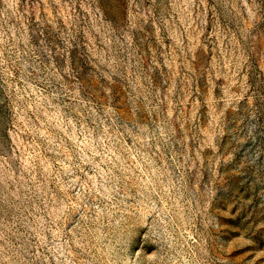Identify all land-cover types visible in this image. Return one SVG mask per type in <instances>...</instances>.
Here are the masks:
<instances>
[{"label": "rangeland", "instance_id": "rangeland-1", "mask_svg": "<svg viewBox=\"0 0 264 264\" xmlns=\"http://www.w3.org/2000/svg\"><path fill=\"white\" fill-rule=\"evenodd\" d=\"M0 264H264V0H0Z\"/></svg>", "mask_w": 264, "mask_h": 264}]
</instances>
